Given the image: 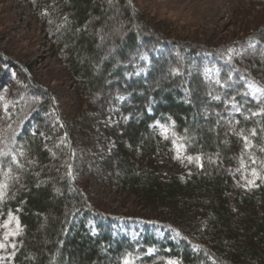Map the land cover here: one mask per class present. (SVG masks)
Segmentation results:
<instances>
[{
    "label": "trees",
    "instance_id": "16d2710c",
    "mask_svg": "<svg viewBox=\"0 0 264 264\" xmlns=\"http://www.w3.org/2000/svg\"><path fill=\"white\" fill-rule=\"evenodd\" d=\"M25 1L77 99L63 106L0 49V95L14 93L0 109V225L12 216L19 224L0 242V264H264V0L239 12L241 36L224 41L174 29L138 0ZM114 104L120 123L103 131L115 145L104 143L97 162L138 203L146 225L136 240L114 233L84 179L96 173L95 122ZM175 144L183 167L168 174ZM239 162L243 187L232 173ZM151 223L169 230L164 239Z\"/></svg>",
    "mask_w": 264,
    "mask_h": 264
},
{
    "label": "rangeland",
    "instance_id": "374dc122",
    "mask_svg": "<svg viewBox=\"0 0 264 264\" xmlns=\"http://www.w3.org/2000/svg\"><path fill=\"white\" fill-rule=\"evenodd\" d=\"M140 5L157 15L161 20H167L174 29L184 33L195 34L202 40L224 41L234 40L235 35L241 36L238 29L240 11L249 10L252 1L255 0H138ZM251 4V5H250ZM238 38V37H237ZM255 44H251L254 47ZM0 49L9 54L16 62L25 63L30 67L37 79L47 88H50L55 97L61 101L63 106L73 104L77 99L76 83L69 76L66 66L59 57V52L49 43L44 28L36 13L25 0H0ZM239 50L233 47L228 50L230 59L238 56ZM10 62L5 66V71H10ZM205 72L209 79L215 80L218 77L219 69L209 58L205 62ZM1 76V74H0ZM20 85V84H19ZM15 90V89H14ZM252 96H258L262 90L255 84L249 85ZM12 92V91H11ZM0 95V109L2 111L10 106L11 96ZM72 101V102H71ZM1 112V113H3ZM118 105L114 104L109 108L105 119H98L96 123L99 130V150L94 153L90 168L96 173L85 176L87 180V192L93 198L94 205L108 219L115 222L114 233L120 236H127L131 239H139L144 233L145 222L139 219L137 212L140 207L136 200L129 194L122 193L116 189L112 181H107L100 171V164L97 162L104 143L109 148L114 147V139L106 137L103 127L120 123ZM163 136L169 132L165 124L156 123L153 125ZM107 141V142H106ZM176 156L167 158L163 167L165 173L179 172L182 170L184 159L181 156V147L175 144ZM232 173L236 186L243 187L248 183L241 163L234 165ZM113 179L115 177L113 176ZM237 205L236 203H234ZM95 228L94 222H91ZM152 234L164 239L168 229H163L156 224H149ZM19 227L16 216L0 225V242L8 239ZM1 249V244H0Z\"/></svg>",
    "mask_w": 264,
    "mask_h": 264
},
{
    "label": "snow or ice",
    "instance_id": "6c2138e0",
    "mask_svg": "<svg viewBox=\"0 0 264 264\" xmlns=\"http://www.w3.org/2000/svg\"><path fill=\"white\" fill-rule=\"evenodd\" d=\"M189 159H191V158H189ZM249 183H252V182L250 181ZM125 264H129V262L125 261ZM169 264H174V262L170 261Z\"/></svg>",
    "mask_w": 264,
    "mask_h": 264
}]
</instances>
